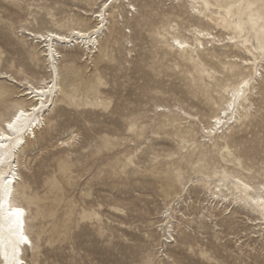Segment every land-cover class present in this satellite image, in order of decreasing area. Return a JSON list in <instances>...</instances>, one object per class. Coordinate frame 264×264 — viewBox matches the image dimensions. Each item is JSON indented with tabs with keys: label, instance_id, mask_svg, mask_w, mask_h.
<instances>
[{
	"label": "rangeland",
	"instance_id": "obj_1",
	"mask_svg": "<svg viewBox=\"0 0 264 264\" xmlns=\"http://www.w3.org/2000/svg\"><path fill=\"white\" fill-rule=\"evenodd\" d=\"M246 2L264 13V0H0V127L26 88L60 89L17 160L27 264H264L262 216L213 194L235 176L264 183V63L244 65L223 15ZM98 22L97 49L54 43L55 61L27 33ZM246 77L237 122L210 132Z\"/></svg>",
	"mask_w": 264,
	"mask_h": 264
},
{
	"label": "bare ground",
	"instance_id": "obj_2",
	"mask_svg": "<svg viewBox=\"0 0 264 264\" xmlns=\"http://www.w3.org/2000/svg\"><path fill=\"white\" fill-rule=\"evenodd\" d=\"M113 2H117V0H113ZM113 2L110 6L113 5ZM204 3L206 6L210 5L208 1H204ZM105 4H107V2H105L104 5ZM223 13L225 19L234 23L241 32V35L239 36L241 39L232 37V43L244 48V51L251 56L250 58H245L243 60L244 65L256 68L259 64L264 63L263 11L254 2H246L244 5L240 4L238 6L229 4ZM95 15L99 18L100 15H103V10L95 12ZM259 20L261 21L260 24H258ZM101 22H98L93 28H74L69 33H59L55 31L35 33L30 30L27 31V33L29 35L36 36L40 42L46 43V46H48V56L55 61L58 53L57 49L54 48V43H61L65 47L67 42L73 41L76 44L83 46V48L89 49L90 52H92L95 47L97 49L99 44L98 35L101 30ZM97 28H99V31L93 32V29ZM78 33H84L85 35L80 36L77 35ZM197 33L200 36L205 35V32L201 30H197ZM89 34L91 35V38H89ZM59 37H64V39H59ZM176 41H179L180 44L184 45V47H180ZM173 45L178 49L192 47L188 41L181 40L177 37L173 38ZM53 67L54 69L56 68L55 63H53ZM2 75L7 77L8 74L2 73ZM13 80L17 82L16 79ZM244 80H250V84L244 90V96L237 97L236 101L233 102L231 98L232 93L238 90L239 85L243 83ZM251 80V78L246 77L236 87L232 88L230 98L227 102V105L231 104L232 108L229 109L226 106L222 109L224 114H221L220 112L218 116L213 118L212 121L214 125L210 132H212L213 128L229 129L235 122H237L236 113L239 111V106L248 98L253 87ZM59 90V86L54 79H43L38 86L32 85L31 87L26 88L23 95L26 97V100L30 101L29 106L19 105L11 116L4 120L3 125L0 127V132L12 137L13 140L17 142L16 147L13 149L11 142L4 141V143L8 146L7 150L0 149V155L4 156V162L0 164V184L11 181V183L8 184L7 193L0 192V202L3 203V210L0 212V264H15L16 261H23V264H27L25 260V251L26 249L34 248L33 239L28 231V209L25 205L19 203L15 197L16 188L21 181V174L17 160L19 152L23 150L27 143V137L35 135L36 131L41 129L42 117L53 104L54 98L57 96ZM42 101L44 103L43 107H41ZM33 108L37 109L35 113L32 112ZM21 109L30 114L28 120L24 122L25 126L19 132H13L12 130L7 129L6 125L15 119V116ZM225 113H227V115H225ZM233 114L235 115V120H232ZM217 119L223 121L219 127L215 125V121ZM10 171L13 172V175L8 176L7 174ZM3 177H6V179ZM244 185H247V188H245ZM225 191L228 192L225 193ZM213 194L215 195V198L221 201H230L229 196H231L230 203L236 202L237 205H243L250 212L261 215L264 219V183L255 186L246 180L235 176L232 177V180L228 183H219L216 186V190L213 191ZM10 208H21L24 210L21 227L19 229L16 227L14 218H10L8 215ZM21 231L23 234L27 235L28 239L31 241L30 245L24 246L18 242V236Z\"/></svg>",
	"mask_w": 264,
	"mask_h": 264
},
{
	"label": "snow or ice",
	"instance_id": "obj_3",
	"mask_svg": "<svg viewBox=\"0 0 264 264\" xmlns=\"http://www.w3.org/2000/svg\"><path fill=\"white\" fill-rule=\"evenodd\" d=\"M112 0H108V3L111 4ZM104 7H108L107 4L104 5ZM104 17L103 15H100V20L103 21ZM103 23H101L100 27L103 28ZM99 28L97 29H93V32H98ZM77 35L80 36H84V33H78ZM51 38V37H49ZM89 38H91V35L89 34ZM59 39H64V37H59ZM176 43L180 46V47H184V45L180 44L179 41H176ZM250 84V80H244L243 83H241L238 87V90L232 93V100L233 102L236 101L237 97H243L245 94V89L249 86ZM50 89V86H49ZM229 89H225V92H228ZM44 106L43 101L41 102V107ZM227 107L229 109L232 108V105L229 104L227 105ZM37 111V109L33 108L32 112L35 113ZM29 113L24 112L23 109L19 110L17 115L15 116V119L11 122L8 123L6 125L7 129L12 130L13 132H19L24 126H25V121L28 120L29 117ZM225 115H227V113H225ZM223 123L222 120L217 119L215 121V125L217 127H219V125H221ZM216 129L213 128L212 131H215ZM4 141H9L12 144V148L14 149L16 147V141L13 140L12 137L5 135L3 132H0V149H6L7 150V145L4 143ZM4 162V156L0 155V164H2ZM8 176L13 175V172H9L7 174ZM4 179H6V177H3ZM11 181H7V183L4 184H0V192H4L7 193L8 191V184H10ZM245 188H247V185H244ZM3 210V203L0 202V212H2ZM24 214V210L21 208H10L9 210V217L10 218H14L15 222H16V227L17 229H19L21 227V220ZM165 216H167V213H165ZM18 242L23 244L24 246H28L31 244V241L28 239L27 235L23 234L22 231L20 232L19 236H18ZM15 264H23V261H16Z\"/></svg>",
	"mask_w": 264,
	"mask_h": 264
}]
</instances>
